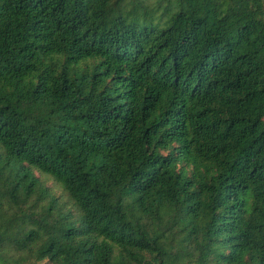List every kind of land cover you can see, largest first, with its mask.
<instances>
[{
  "label": "trees",
  "instance_id": "trees-1",
  "mask_svg": "<svg viewBox=\"0 0 264 264\" xmlns=\"http://www.w3.org/2000/svg\"><path fill=\"white\" fill-rule=\"evenodd\" d=\"M147 1L0 0V264H264V0Z\"/></svg>",
  "mask_w": 264,
  "mask_h": 264
},
{
  "label": "rangeland",
  "instance_id": "rangeland-1",
  "mask_svg": "<svg viewBox=\"0 0 264 264\" xmlns=\"http://www.w3.org/2000/svg\"><path fill=\"white\" fill-rule=\"evenodd\" d=\"M156 1H157V0H148L147 3H148V5H149L150 7H153V6L155 5ZM263 121H264V119H263ZM47 185L49 186V184H47Z\"/></svg>",
  "mask_w": 264,
  "mask_h": 264
}]
</instances>
